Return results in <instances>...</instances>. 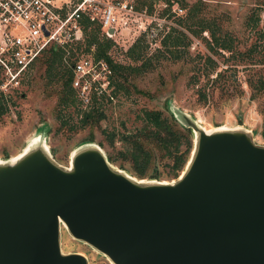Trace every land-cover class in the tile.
Segmentation results:
<instances>
[{
  "label": "water",
  "instance_id": "1",
  "mask_svg": "<svg viewBox=\"0 0 264 264\" xmlns=\"http://www.w3.org/2000/svg\"><path fill=\"white\" fill-rule=\"evenodd\" d=\"M193 134L176 178L144 180L97 143L59 164L44 142L0 161V264H89L61 225L112 264H264V144L241 126Z\"/></svg>",
  "mask_w": 264,
  "mask_h": 264
},
{
  "label": "rangeland",
  "instance_id": "2",
  "mask_svg": "<svg viewBox=\"0 0 264 264\" xmlns=\"http://www.w3.org/2000/svg\"><path fill=\"white\" fill-rule=\"evenodd\" d=\"M184 1L187 5L184 6L183 17L188 6L196 0ZM201 1L204 5L203 16L215 19L222 32L231 34L237 50L255 46L257 53L252 59L228 57L230 52L226 49L220 48L219 52L209 50L205 41L210 36L208 30L198 35L182 24L181 30L190 39L187 51L181 57L174 58L162 44L154 47L143 42V58L151 56L153 65L134 78L141 92L132 87L129 93L116 92L111 101L99 104L105 114L102 119L76 130H70L66 125L60 126V119L56 116V96L47 95L42 67L34 64L18 88L6 91L10 99L7 100L8 111L0 117V161L17 155L26 146L32 148L41 142H44L54 160L62 165H69L72 153L89 142L99 144L107 155H119L123 144L118 133L136 126L135 113L142 106L158 108L163 114L172 116L171 107L177 106L194 116L207 130L236 126L248 128L253 140L264 144V92L252 98L251 88L247 84L250 75L264 74V63L255 60L264 53V0ZM253 10L258 12L259 22L256 27L250 28L246 20ZM192 27L197 28V25ZM136 37L126 34L116 36L117 40L113 39L115 43L109 50L111 57L122 63H139V60L133 61L126 55V49ZM207 54L216 62L214 70L208 74L203 69ZM156 55H159L157 59ZM217 72L222 75L213 87L212 79ZM81 108L72 104L63 107L61 114L63 117L70 115V121L78 122ZM103 128H113L116 132L112 143ZM164 162L156 154L143 179H172ZM113 163L119 166L118 160ZM123 164L126 172L134 174L129 161ZM155 172L159 174L152 177L151 174ZM60 244L63 252L84 253L89 264H112L89 244L72 237L62 225Z\"/></svg>",
  "mask_w": 264,
  "mask_h": 264
},
{
  "label": "built area",
  "instance_id": "3",
  "mask_svg": "<svg viewBox=\"0 0 264 264\" xmlns=\"http://www.w3.org/2000/svg\"><path fill=\"white\" fill-rule=\"evenodd\" d=\"M183 13L179 0H0V89L18 88L55 46L71 69V84L83 109L111 101L113 68L95 55L93 46L86 51L77 47L83 42L84 21L98 24L114 40L121 34L137 35L159 47L183 28Z\"/></svg>",
  "mask_w": 264,
  "mask_h": 264
},
{
  "label": "trees",
  "instance_id": "4",
  "mask_svg": "<svg viewBox=\"0 0 264 264\" xmlns=\"http://www.w3.org/2000/svg\"><path fill=\"white\" fill-rule=\"evenodd\" d=\"M183 6L187 5L184 0L179 1ZM203 2L196 0L187 8L186 15L182 18V24L186 26L192 33L200 35L202 31L208 30L210 32L209 38H205L209 50L219 52L218 49H226L230 52L228 57H235L237 59H252L257 53L254 45H251L246 50H237L235 39L231 34L222 32L215 19H208L203 16ZM259 22V14L252 11L248 16L246 23L250 28L256 27ZM83 27V42L77 47H82L85 51L94 47L96 56H103L113 68V93L114 96L118 91L130 92V87L135 91L141 92L137 88L134 78L136 75L143 73L153 65L151 56L143 58L142 49L145 39L143 36L137 37L134 42L126 49V55L133 61H140L139 63H122L114 60L108 53L112 45L115 43L111 37L101 33L98 24L90 22L88 19L84 21ZM197 25V28L192 27ZM261 35V34H260ZM190 39L182 30L169 35L162 41V45L174 58L181 57L189 46ZM182 48V49H181ZM159 55H156L157 59ZM227 57V58H228ZM258 62L264 63V53L260 59H255ZM204 71L208 74L214 70L216 62L207 54L205 56ZM42 67V76L47 95L54 94L57 99L58 113L57 117L60 119V126L66 125L70 130L82 128L87 124H94L102 119L105 114L99 108L98 104H94L88 108H81L80 103L76 98L74 88L72 87V72L70 67L63 62L62 49L51 46L38 59L36 64ZM221 72H217L213 77V87L217 83ZM231 78L232 75L230 74ZM24 82V81H23ZM247 84L251 88L250 96L256 97L258 94L264 92V74L260 73L250 75L247 79ZM203 97L206 98L205 93ZM10 99L7 93L0 89V117L8 111L7 100ZM76 104L82 110L79 121H70L69 116L63 117L61 109L69 105ZM62 106V108H61ZM134 120L136 126L133 129L122 130L118 133V138L121 139L123 148L119 155L108 153L109 160L112 162L119 161V166L123 167L125 161H129L133 168L134 174L138 177H145L148 168L154 163L155 155L158 154L160 158L165 160L167 173L170 178H176L181 170L184 168L193 146V134L189 127L180 124L174 116L165 115L158 108L140 107L136 113ZM107 132L108 140L112 143L116 132L112 128ZM159 174V173H158ZM157 172L152 173L151 176L158 175Z\"/></svg>",
  "mask_w": 264,
  "mask_h": 264
},
{
  "label": "bare ground",
  "instance_id": "5",
  "mask_svg": "<svg viewBox=\"0 0 264 264\" xmlns=\"http://www.w3.org/2000/svg\"><path fill=\"white\" fill-rule=\"evenodd\" d=\"M207 130V129H206ZM208 131V130H207ZM19 156V154L15 155V156H12L13 158H17Z\"/></svg>",
  "mask_w": 264,
  "mask_h": 264
}]
</instances>
